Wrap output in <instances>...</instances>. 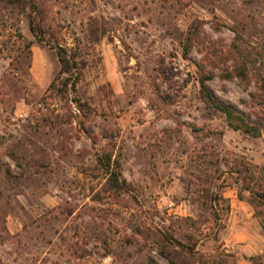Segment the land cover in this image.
I'll use <instances>...</instances> for the list:
<instances>
[{
  "label": "rangeland",
  "instance_id": "rangeland-1",
  "mask_svg": "<svg viewBox=\"0 0 264 264\" xmlns=\"http://www.w3.org/2000/svg\"><path fill=\"white\" fill-rule=\"evenodd\" d=\"M36 3L82 75L0 28V264H264V0Z\"/></svg>",
  "mask_w": 264,
  "mask_h": 264
},
{
  "label": "trees",
  "instance_id": "trees-1",
  "mask_svg": "<svg viewBox=\"0 0 264 264\" xmlns=\"http://www.w3.org/2000/svg\"><path fill=\"white\" fill-rule=\"evenodd\" d=\"M40 11L36 0H0V28L1 29H18V23L22 18H28L30 23V30L34 34L35 38L44 44H48L50 46L53 45L52 40L54 37L51 34H48L42 26L37 23L36 15H39ZM57 49V55L59 58V62L61 65V73L68 75L66 80V87L69 83L76 85L81 78L82 72L79 67L77 60L68 55V52L59 46H55ZM243 75V74H242ZM203 90L209 94V89L207 85L203 82ZM209 96V95H208ZM209 101L215 108H218L222 112L226 114L229 126L235 130H239L244 132L245 134L252 135L254 137H258L262 133V129L248 122L241 115L236 114L235 111L229 108H223L219 106V104L214 100L213 97L209 96ZM104 166L110 170V166L112 165L111 158L100 159ZM109 184L112 189L119 191L121 189L119 173L115 171L112 172L109 178Z\"/></svg>",
  "mask_w": 264,
  "mask_h": 264
}]
</instances>
